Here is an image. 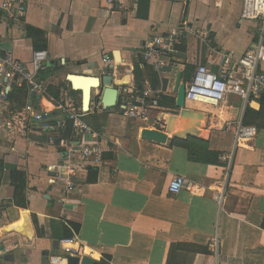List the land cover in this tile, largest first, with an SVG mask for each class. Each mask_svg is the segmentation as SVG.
Returning a JSON list of instances; mask_svg holds the SVG:
<instances>
[{
    "label": "crops",
    "instance_id": "0c3cea01",
    "mask_svg": "<svg viewBox=\"0 0 264 264\" xmlns=\"http://www.w3.org/2000/svg\"><path fill=\"white\" fill-rule=\"evenodd\" d=\"M240 11L241 0H28L19 22L0 13V57L9 54L29 63L35 49L25 27L45 31L48 59L39 78L46 88L60 90L58 100L47 92L37 101L45 116V122L37 123L43 125L41 132L8 125L11 114L33 98L25 84L13 85L7 100L0 99V264H51L62 254L59 243L68 239L66 231L84 247L82 256L95 264L103 255L110 256L109 264H264V127L251 141L235 144L223 125L242 120L247 103L238 96L229 94L213 106L217 113L206 114L205 131L166 133V141L158 142L141 137L142 129L151 126L120 113L122 87H117L118 104L107 109L99 107L93 90L91 102L98 107L86 112L84 120L98 133L102 154L97 162L74 165L76 188L70 191L64 190L68 169L62 153L73 132L70 141L50 144L43 139L59 137L57 121L65 108L84 107L80 89H70L68 75L82 77H73V83H85L108 68L115 81L128 75L122 86L131 87L135 68L144 70L146 42L181 26L208 27L215 51L238 57L256 44L260 33L259 22L241 20ZM210 56L188 34L158 74L166 82L163 95L175 98V77L185 65L216 70L218 56L208 64ZM146 84L153 87L144 79ZM161 127L165 132V122ZM186 134L207 140L209 149L221 152L224 164L190 160L185 148L170 145L177 138L172 136ZM13 169L26 174V208L12 203ZM59 172L63 176L57 179ZM175 175L190 185L173 195L168 185ZM196 246L207 252L191 251Z\"/></svg>",
    "mask_w": 264,
    "mask_h": 264
},
{
    "label": "built area",
    "instance_id": "2783aa9c",
    "mask_svg": "<svg viewBox=\"0 0 264 264\" xmlns=\"http://www.w3.org/2000/svg\"><path fill=\"white\" fill-rule=\"evenodd\" d=\"M112 3L113 0H107ZM28 0H0V13L11 21L19 22L24 19L27 11ZM241 20L258 21L260 24L259 38L254 46L246 50L242 55L235 57L232 53L217 52L212 46L210 29L206 26H181L171 28L162 34H154L145 44L142 51L143 63L151 66L157 73H161L172 61V52L188 34L194 35L203 45L205 54L210 56L207 61L212 63L213 55L218 56L216 70H210L204 65H199L191 74L189 80L184 82L185 106L189 109H200L201 105L218 106L229 94L238 96L247 103V100L258 98L264 94V0H241ZM48 59L45 50H35L29 63L14 60L11 55L0 57V99L6 101L8 91L13 85L25 84L33 98L24 107L11 114L8 121L10 127H17L18 131H42L45 116L40 111L37 101L47 95L39 74L45 68ZM104 62L108 58L103 59ZM122 87L123 102L119 111L128 119L141 121L152 128L162 126L161 115L165 109L160 105L163 91L146 84L141 88ZM120 91V90H119ZM98 104V103H97ZM92 102L88 108L81 106L65 108V115L57 123L63 128L66 122L71 124L73 140L63 152L64 166L67 167L65 179V191L76 188L72 179L74 165L97 162L102 154L99 145V135L84 120L86 112L98 107ZM31 124H37L33 128ZM224 130L234 135L235 144L249 142L257 134L255 126H247L242 121H228L224 123ZM50 144L54 143L52 137L46 138ZM60 174V175H59ZM58 173L57 179L61 178ZM55 178V180H57ZM190 182L182 175H175L169 182L168 191L175 195L181 189L188 187ZM76 239H63L59 243L62 254L51 261V264H68L69 255L81 258L84 247L76 245ZM75 246V247H74Z\"/></svg>",
    "mask_w": 264,
    "mask_h": 264
},
{
    "label": "trees",
    "instance_id": "16d2710c",
    "mask_svg": "<svg viewBox=\"0 0 264 264\" xmlns=\"http://www.w3.org/2000/svg\"><path fill=\"white\" fill-rule=\"evenodd\" d=\"M26 35L31 38L33 47L35 50H46L47 49V39L45 31L27 25L25 27ZM195 69L194 65H185L182 72V80L187 82ZM143 72L145 75H143ZM144 79H147L150 84L156 88L161 86L163 90L165 88L166 82L164 80H160L158 74L148 65L144 63V70L136 67L134 70V85L137 88H141L143 86ZM47 92L54 100L59 99L60 90L58 87L48 86L46 88ZM10 95V94H9ZM160 105L174 109L175 107V98L162 95L160 99ZM249 104H255L257 107L252 108ZM242 124L247 126H255L258 128L264 127V94L260 95L258 98L250 97L247 100V106L243 113ZM59 137H57L54 142L57 144L60 140L70 141L72 135V128L69 122H66L63 128L58 129ZM47 137H43V139ZM171 146H179L183 147L187 150L188 158L190 160L206 163L211 165H223L224 162L221 161V152L209 149L208 141L204 140L200 137L187 136L185 138H173L170 142ZM10 183L14 186V194L12 203L21 208L27 207V200L24 195V189L26 186V174L23 171L13 169L9 172ZM32 220L35 226H37V221L34 215H32ZM262 228L264 229V220L262 223ZM37 234H39L37 232ZM66 238H73L71 231H66ZM192 249V247H191ZM191 251H203L207 252V249L204 247H198L192 249ZM110 256L103 255L100 261L97 264H109Z\"/></svg>",
    "mask_w": 264,
    "mask_h": 264
},
{
    "label": "water",
    "instance_id": "95a60500",
    "mask_svg": "<svg viewBox=\"0 0 264 264\" xmlns=\"http://www.w3.org/2000/svg\"><path fill=\"white\" fill-rule=\"evenodd\" d=\"M186 16V9L183 12V21ZM71 77H76V78H82L81 76H76V75H68V81L70 85L71 90H79L78 88L75 87V84L71 80ZM92 81L95 82V86H90L87 88V106L93 100V95L92 91L96 90V96L95 99L97 103H99V107L102 109H107L110 107H115L118 104L119 101V91L117 89L118 86L124 85L123 83L120 84L118 83V80L115 81L113 76L110 74V69L106 68L104 70V74L99 76L98 78H92ZM81 92V97L83 100L84 104V89H80ZM173 92L175 94V107L179 109L180 112H194L196 110L189 109L185 106V101H184V92H185V85L184 81L182 80V71L179 70L176 74L174 85H173ZM187 136H194L198 137L197 135L194 134H186L182 137L178 136H172V137H177V138H185ZM141 137L144 139L148 140H154L158 142H165L167 139V135L164 132V128L161 126H156L154 128H143L141 131ZM63 148V152H64ZM63 155V153H62ZM53 247H57V241H53ZM68 259V264H95V260L92 259L91 257L84 255L81 258L77 256H72L69 255L67 257Z\"/></svg>",
    "mask_w": 264,
    "mask_h": 264
},
{
    "label": "bare ground",
    "instance_id": "6f19581e",
    "mask_svg": "<svg viewBox=\"0 0 264 264\" xmlns=\"http://www.w3.org/2000/svg\"><path fill=\"white\" fill-rule=\"evenodd\" d=\"M71 79H74L71 77ZM75 87L84 89V109L87 108V88L90 86H95L94 81H87L82 83L81 80H74ZM129 76L127 75L123 80H118V83H128ZM178 115L171 114H162L161 117L167 125V129L165 133L173 134V133H200L206 125L207 116L205 113H201L198 111L194 112H178Z\"/></svg>",
    "mask_w": 264,
    "mask_h": 264
},
{
    "label": "rangeland",
    "instance_id": "374dc122",
    "mask_svg": "<svg viewBox=\"0 0 264 264\" xmlns=\"http://www.w3.org/2000/svg\"><path fill=\"white\" fill-rule=\"evenodd\" d=\"M213 106L210 105H201L200 109L196 110L198 112L201 113H205V114H211V112L213 113H217V111L215 109H213ZM195 110V109H193ZM166 114H171V115H178L179 113V109L178 108H174V109H170L168 111H164ZM205 129V127L203 128V130ZM205 131V130H204Z\"/></svg>",
    "mask_w": 264,
    "mask_h": 264
}]
</instances>
